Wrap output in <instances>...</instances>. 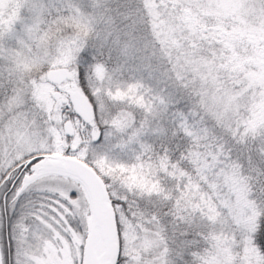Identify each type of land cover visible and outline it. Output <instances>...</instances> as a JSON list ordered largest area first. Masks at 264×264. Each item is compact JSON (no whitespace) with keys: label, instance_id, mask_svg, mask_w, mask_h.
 I'll list each match as a JSON object with an SVG mask.
<instances>
[{"label":"snow or ice","instance_id":"1","mask_svg":"<svg viewBox=\"0 0 264 264\" xmlns=\"http://www.w3.org/2000/svg\"><path fill=\"white\" fill-rule=\"evenodd\" d=\"M0 264H264V0H0Z\"/></svg>","mask_w":264,"mask_h":264}]
</instances>
